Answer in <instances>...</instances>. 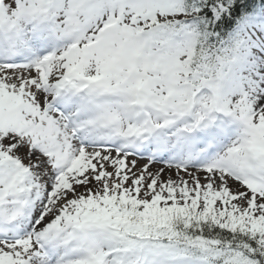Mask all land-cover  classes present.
Returning <instances> with one entry per match:
<instances>
[{"label": "snow or ice", "instance_id": "1", "mask_svg": "<svg viewBox=\"0 0 264 264\" xmlns=\"http://www.w3.org/2000/svg\"><path fill=\"white\" fill-rule=\"evenodd\" d=\"M0 264H264V0H0Z\"/></svg>", "mask_w": 264, "mask_h": 264}]
</instances>
